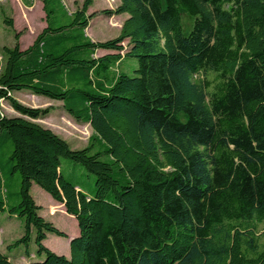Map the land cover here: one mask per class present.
Listing matches in <instances>:
<instances>
[{
    "label": "trees",
    "instance_id": "trees-1",
    "mask_svg": "<svg viewBox=\"0 0 264 264\" xmlns=\"http://www.w3.org/2000/svg\"><path fill=\"white\" fill-rule=\"evenodd\" d=\"M118 1L87 14L83 0L69 14L42 0L32 43L20 48L14 32L2 48L0 100L20 115L0 111L7 175L20 177L7 211L24 220L8 248L26 246L33 229L44 259L26 264H264V0ZM96 14L127 18L115 38L93 41L85 29ZM125 57L133 76L112 71ZM20 90L88 123L87 144L71 149L37 123L51 107L19 103ZM62 159L93 175L94 190L67 181ZM33 184L76 220L68 257L43 244L66 235L38 215ZM0 264L12 263L0 252Z\"/></svg>",
    "mask_w": 264,
    "mask_h": 264
},
{
    "label": "rangeland",
    "instance_id": "rangeland-1",
    "mask_svg": "<svg viewBox=\"0 0 264 264\" xmlns=\"http://www.w3.org/2000/svg\"><path fill=\"white\" fill-rule=\"evenodd\" d=\"M41 1L42 0H32L30 5L24 6L21 0H0V70L4 63L2 48L4 46H13L14 32L21 33L18 43L20 47L24 49L31 44L35 36L45 26V17ZM82 2L83 0H60L63 9L69 14L79 8ZM92 2V5L89 6L90 9L88 8V13H98L104 7H115L117 0H92ZM59 16L60 13L58 12V18ZM123 16H125V14L119 17L117 15L115 17H108L96 14L89 20L88 26L85 29V35L93 41L113 39L119 33V29L116 27L118 26L119 18ZM4 18L12 21V28L4 23ZM181 20L182 31L186 34L191 28V19L189 20L187 14L184 13L181 16ZM67 21V18L62 19L60 16V23ZM59 22L55 21L53 24L57 25ZM123 47L125 51L127 49L126 42L123 43ZM103 53L104 51L102 50L97 51V55H102ZM135 69L136 60L131 57H125L123 62H121L119 66H115L112 71L115 74L124 73L128 76H133V71ZM13 94L14 98L25 106L44 108V105L48 106V104H51L55 110L50 112L52 115H50V117L38 118L35 121H38L41 126L50 128L54 132L65 137L71 149H81L87 144V139L92 132L89 124L74 121L73 119L72 121L70 117L65 114L66 112L62 107H60L61 104L59 101L52 100L42 95L32 94L28 90L15 91ZM10 109V105L6 104L4 100H0V111L3 115L12 116L13 113ZM59 115L64 116V119L60 118ZM10 151L11 145L9 143L0 148V182L2 180L6 181V184L2 185L0 189V201L4 204V210L0 211V252L7 256L12 264H21V259H27V262H40L44 259V256H38L36 253L37 246L34 243L35 232L33 229L30 241L26 246L20 244L16 247L8 248L9 245L24 234V220L15 215H11L7 211L9 207L15 206L19 202L18 198L17 200L15 199L14 191L19 188L20 183L18 173L7 175L6 162L8 161ZM60 168L63 177L67 181L83 186L87 192L94 190V176L86 173L79 164L73 163L68 159H62ZM30 195L35 203L40 206L37 213L39 216L43 217L45 221L52 222L57 229L67 234H69L73 228L77 227V224H75L72 219L62 216L59 212H56L52 217L48 216L49 203L53 199L40 187L33 184ZM57 208L58 207L53 208L52 211L55 212ZM258 230L259 232L264 231V224H260ZM52 235L54 234L47 233L48 238ZM48 241V239L44 241L46 247H49L48 245L52 243V241ZM261 241H264V236H261ZM54 247L58 248L59 245L55 243ZM65 247L67 246L65 245Z\"/></svg>",
    "mask_w": 264,
    "mask_h": 264
},
{
    "label": "crops",
    "instance_id": "crops-1",
    "mask_svg": "<svg viewBox=\"0 0 264 264\" xmlns=\"http://www.w3.org/2000/svg\"><path fill=\"white\" fill-rule=\"evenodd\" d=\"M118 0H117V3L115 4V7L117 6V4H118ZM21 3L24 5V6H27V5H29L30 3H32V0H21ZM29 3V4H28ZM93 3V2H92ZM41 5H42V1H41ZM92 5V4H91ZM115 7H104L103 9H105V8H107V9H113V8H115ZM89 9H90V7H89ZM88 9V10H89ZM88 10H87V14H90V13H88ZM122 15H124V14H122ZM116 15H114V16H112V17H115ZM118 17L119 16H121V15H117ZM127 18V15L125 14V16H123V17H120L119 18V21H118V26L116 27L117 29H120V27H121V24H122V22L125 20ZM32 43V42H31ZM30 45V44H29ZM7 47H10V46H7ZM12 47V46H11ZM21 48V47H20ZM23 49V48H22ZM106 51H104V53H105ZM103 53V54H104ZM14 93V92H13ZM11 94L12 95V97L14 98V94ZM17 100V99H16ZM5 101V100H4ZM18 101V100H17ZM60 102V101H59ZM5 103L6 104H8V102L7 101H5ZM60 107L62 106V103L60 102ZM9 105V104H8ZM46 105H44V107H45ZM46 107H51V110H50V112L51 111H55L54 109H53V107H52V105L51 104H48V106H46ZM41 108V107H40ZM11 110V112L13 113V115L12 116H9V117H15V116H20L18 113H16L12 108L10 109ZM48 113L46 116H44V118L45 117H50V115H52L51 113ZM64 112V111H63ZM55 114V113H54ZM65 114H67L69 117H70V119L72 120L73 118L68 114V113H65ZM67 116V117H68ZM59 117L60 118H63L64 119V116H61V115H59ZM68 117V118H69ZM74 120V119H73ZM72 120V121H73ZM75 121V120H74ZM37 123H38V121H36ZM47 128V127H46ZM48 129H50V128H48ZM51 130V129H50ZM52 132H54L53 130H51ZM55 134H57L59 137H61L62 139H64L66 142H67V139L65 138V137H63V136H61L60 134H58V133H56V132H54ZM31 188H32V186H31ZM31 188H30V190H31ZM55 207H58L57 208V210L55 211V212H53L52 211V209L53 208H55ZM56 212H59V213H61L62 214V216H65L66 218H70V219H72L73 221H74V223L75 224H77L75 221V218H74V216H72V215H68L66 212H65V210H64V207H63V205L62 204H59V203H57V202H55L54 200H51L50 201V203H49V208H48V216H50V217H52V216H54L55 214H56ZM52 223V222H51ZM60 230V229H59ZM61 231V230H60ZM66 236L65 237H60V236H58V237H56V235H52V236H50L49 238L47 237V233H46V238H45V240H49V241H52V243L50 244V245H48L49 247H47L49 250H51L52 252H54L55 254H58V255H63V256H65V257H68L69 256V243H70V240L72 239V238H74V237H76L77 235H78V228L77 227H75V228H73L72 229V231L69 233V234H67V233H65L64 231H62ZM44 240V241H45ZM44 241H43V244H44ZM48 241V242H49ZM54 242V243H53ZM55 243H57L58 245H59V247L57 248V247H54V244ZM53 244V245H52ZM65 245L67 246V247H65ZM64 246V247H63ZM56 249V250H55ZM20 261H22L21 262V264H26V263H28L27 261V259H21Z\"/></svg>",
    "mask_w": 264,
    "mask_h": 264
}]
</instances>
